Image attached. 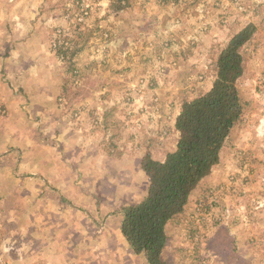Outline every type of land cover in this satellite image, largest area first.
<instances>
[{
    "label": "rangeland",
    "instance_id": "rangeland-1",
    "mask_svg": "<svg viewBox=\"0 0 264 264\" xmlns=\"http://www.w3.org/2000/svg\"><path fill=\"white\" fill-rule=\"evenodd\" d=\"M24 2L45 11L43 32L56 47L64 87L61 120L75 130L86 124L92 135L85 143L109 129L116 140H133L127 149L161 162L176 150L182 104L210 90L221 50L255 26L238 81L244 118L219 164L168 224L164 256L168 264H229V256L241 259L234 264H264V0ZM0 9L8 17L15 8Z\"/></svg>",
    "mask_w": 264,
    "mask_h": 264
},
{
    "label": "crops",
    "instance_id": "crops-1",
    "mask_svg": "<svg viewBox=\"0 0 264 264\" xmlns=\"http://www.w3.org/2000/svg\"><path fill=\"white\" fill-rule=\"evenodd\" d=\"M24 4L0 0L15 8L9 19L0 9V263L148 264L122 223L124 209L147 195L142 161L153 155L127 149L133 140L109 129L85 143L86 124L75 130L61 120L64 87L45 11Z\"/></svg>",
    "mask_w": 264,
    "mask_h": 264
},
{
    "label": "trees",
    "instance_id": "trees-1",
    "mask_svg": "<svg viewBox=\"0 0 264 264\" xmlns=\"http://www.w3.org/2000/svg\"><path fill=\"white\" fill-rule=\"evenodd\" d=\"M255 32V26L248 25L235 34L220 52L210 90L182 104L176 117L179 133L176 150L163 162L150 155L143 158L148 192L141 202L124 209L122 233L134 252L144 255L148 264H168L164 256L168 224L184 212L194 190L219 164L228 138L244 118L238 85L244 74L242 49ZM240 260L236 256L227 258L229 264Z\"/></svg>",
    "mask_w": 264,
    "mask_h": 264
},
{
    "label": "built area",
    "instance_id": "built-area-1",
    "mask_svg": "<svg viewBox=\"0 0 264 264\" xmlns=\"http://www.w3.org/2000/svg\"><path fill=\"white\" fill-rule=\"evenodd\" d=\"M56 49V48H55Z\"/></svg>",
    "mask_w": 264,
    "mask_h": 264
}]
</instances>
